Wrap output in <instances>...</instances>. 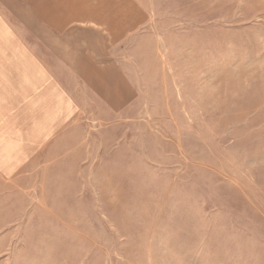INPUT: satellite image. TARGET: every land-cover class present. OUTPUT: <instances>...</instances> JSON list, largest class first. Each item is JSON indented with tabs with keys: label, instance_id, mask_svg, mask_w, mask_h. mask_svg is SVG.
<instances>
[{
	"label": "rangeland",
	"instance_id": "rangeland-1",
	"mask_svg": "<svg viewBox=\"0 0 264 264\" xmlns=\"http://www.w3.org/2000/svg\"><path fill=\"white\" fill-rule=\"evenodd\" d=\"M71 1L89 23L66 17L81 11ZM0 12L16 37L56 45L28 48L50 72L76 60L62 52L91 57L84 81H60L80 110L19 162L32 176L11 178L28 191L0 178V264H264V0H0ZM108 60L115 80L95 71ZM17 99L0 97V138L25 120Z\"/></svg>",
	"mask_w": 264,
	"mask_h": 264
},
{
	"label": "crops",
	"instance_id": "crops-1",
	"mask_svg": "<svg viewBox=\"0 0 264 264\" xmlns=\"http://www.w3.org/2000/svg\"><path fill=\"white\" fill-rule=\"evenodd\" d=\"M63 5L68 9V3ZM72 7L74 10L76 8L80 9L81 2H76V4L72 2ZM40 9L44 8L40 7ZM52 10H56L54 6ZM80 10L79 14L74 13L66 17H72L77 24L89 23L91 16L90 9L84 10L82 8ZM54 13L57 14V18L63 19V16H60L59 12L54 11ZM40 15L42 17V14ZM5 17L6 15L0 12V82H8L7 86L9 90L11 89L14 92H5V85H0V97H18L17 100L12 102L20 109V112H24L25 120L20 123V131L17 133L16 138L13 137V140L0 138V178H2L3 182L1 184L4 188L7 185L16 184L18 190L26 191V187H23L21 184L18 185L11 178L15 175L22 178L32 176L34 173L29 174L27 171L19 174V162L31 160L35 155H38L60 133L61 129L65 127L66 120L76 110H80L79 104H76L75 100L76 96H81V94L77 95L75 94L76 92L70 93L71 89H68V86H64L60 81L67 80L68 77H72L71 75H74L75 79H83L84 81L87 67L85 65L90 61L89 58L91 57L74 56L72 52L71 54L69 52L66 53V51V54L62 52L63 57L66 56L67 58L71 55L72 58L76 59V62L69 61L71 66H63V74H66V76H60L58 72L56 74L53 71L50 72L43 62V57L38 56L37 53H31L28 48L42 49L47 46L54 49L56 45L42 41L28 43L25 39L16 37L12 27L4 23L6 21ZM38 17L40 18V16ZM67 21L69 22L70 20L64 18V20L60 21V24L68 26L70 23H67ZM20 31L25 32L24 29L21 30L19 28L18 32L20 33ZM62 47L63 50H67L69 45H63ZM12 59L13 63L10 62ZM108 62L110 63L107 66L103 65V69L95 71H99L98 73L105 75L107 79L113 77L112 79L115 80L121 70L117 68L116 62L109 60ZM100 75L98 78H100ZM11 160L12 163H10ZM6 206L9 209L13 208L5 202L2 203V208Z\"/></svg>",
	"mask_w": 264,
	"mask_h": 264
}]
</instances>
